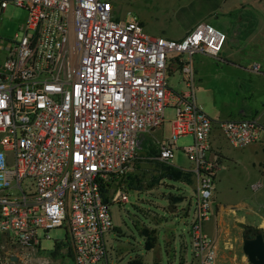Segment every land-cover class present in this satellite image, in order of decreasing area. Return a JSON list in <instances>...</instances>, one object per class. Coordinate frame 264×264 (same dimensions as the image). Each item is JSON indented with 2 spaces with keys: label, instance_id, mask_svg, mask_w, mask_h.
<instances>
[{
  "label": "built area",
  "instance_id": "obj_1",
  "mask_svg": "<svg viewBox=\"0 0 264 264\" xmlns=\"http://www.w3.org/2000/svg\"><path fill=\"white\" fill-rule=\"evenodd\" d=\"M10 4L28 17L22 35L0 45V235L41 250L52 229H65L67 243L56 242L74 264H111L110 204L129 196L118 186L107 201L103 184L130 174L172 107L169 136L155 137L158 159L172 164L178 138L193 137L183 147L198 185L193 253L198 264H215L205 230L219 169L214 140L221 134L244 148L264 133V116L213 119L197 102L194 57L219 58L228 34L200 22L181 39L152 35L133 11L120 17L118 0H0V12ZM173 53L187 90L168 84ZM250 69L264 75V62Z\"/></svg>",
  "mask_w": 264,
  "mask_h": 264
},
{
  "label": "rangeland",
  "instance_id": "obj_2",
  "mask_svg": "<svg viewBox=\"0 0 264 264\" xmlns=\"http://www.w3.org/2000/svg\"><path fill=\"white\" fill-rule=\"evenodd\" d=\"M176 2L178 0H118V10L120 17L129 10L137 15H145L149 19L146 30L152 35L167 37L179 27L176 21L179 7H176ZM250 11L259 25H264V0H250ZM27 17V9L14 4L0 12V45L3 44L2 39L7 43L15 40L16 34L22 35L21 26L25 24ZM236 45L237 42L232 45L228 41L222 53L235 50ZM200 55H195V64L198 59L201 62L204 59L205 65L202 68L205 70H196L195 93L198 104L210 117L218 119L222 115L226 116L236 106L250 109L251 106L247 104L252 100L259 111L248 110L242 116L257 117L264 111V95L259 94V91L253 92L249 84L237 81V71L227 68V62L231 61L216 57L199 58ZM172 56H178V53H173ZM199 73L205 77L199 80ZM168 84L176 91L188 88L177 68L170 71ZM174 116L175 110L167 107L164 130L155 134L161 138L169 136L170 120ZM146 139L143 151L148 158L142 163H135L130 172L140 189H129L127 202L112 201L110 204L116 228L107 236L109 261L111 264H127L130 260L137 259L142 264H198L190 233L194 195L198 190L197 179L192 175V182L189 183L170 178L166 174L164 162L149 158L158 155L156 139L150 144ZM216 141L223 148L225 158L218 171L217 182L214 183L215 195L213 191L211 201L213 216L205 223V230L214 242H218L214 213L218 208H223L227 225L223 234L225 241L217 248L215 264H251L243 252V227L238 225V221L261 227L264 231V133L257 142L244 148L233 147L221 134ZM192 142V136L179 137L174 157L170 160L172 164L169 165L187 171L191 169L193 161L183 147ZM149 148L153 153L147 152ZM230 208L234 210L230 211ZM153 230L156 231L157 244L149 248L146 244L148 237L144 234L145 231ZM50 233L52 239H43L41 250L13 247L10 253L0 251V264H74L73 259L62 254H50L56 241L63 240L67 243L65 229H52ZM41 236L43 237L42 232ZM61 253L64 254L65 251ZM11 255L17 256L18 260L14 261Z\"/></svg>",
  "mask_w": 264,
  "mask_h": 264
},
{
  "label": "crops",
  "instance_id": "obj_3",
  "mask_svg": "<svg viewBox=\"0 0 264 264\" xmlns=\"http://www.w3.org/2000/svg\"><path fill=\"white\" fill-rule=\"evenodd\" d=\"M176 3V7H179L176 15V21L179 24V27L176 31H173V34L171 33L167 35V37L171 39H181L200 22H209L216 28L226 32L228 34V41L230 44L233 45V43L237 42L236 49L226 51L224 54L221 53L219 59L231 61V63L227 62V68H233L237 71V81H240L242 84L243 82L249 84V87L253 88V92L256 93L259 91V94L264 95V75L255 73L250 69V64L253 61L264 62V25H259L255 16L251 14L250 0H178ZM139 16L142 19L145 27L149 26V19L145 17V15ZM201 56L202 58L210 57L201 54L199 58H201ZM176 57H172V60H174L172 66L174 65V68H176ZM204 65V59L202 62L198 59L195 64L197 72L204 71L205 69L202 68ZM198 77L200 80L201 78H204L205 75L200 76L199 73ZM233 78L230 80H233ZM250 94H252V91L249 92V95ZM253 103L254 100L247 104V106H251L250 109L242 106H236L235 110L226 113V116L222 115V117L218 119L247 117L242 115L247 113L248 110L251 112L259 111L254 107ZM262 114L264 115V111H261L257 117H263ZM155 137L161 138L154 133L152 136H146V140L150 144L153 142ZM216 143L217 141L214 140L213 145L215 151L211 154L210 158L212 161L219 163V171L225 156L222 152L223 148H221ZM143 150L141 151L135 163H142L144 162L145 158H148L144 155ZM147 152L150 154L153 153V151H150V148ZM149 158L157 160L158 155L156 157L151 156ZM191 169H188V171L192 172ZM218 171L215 183L218 179ZM192 174L196 178L194 172H192ZM232 210L234 209L230 208V211ZM230 211L229 213H231ZM229 213H227V215H230L231 217V214ZM224 214L223 208H218L214 213V218L217 219L216 228L218 231V242H215L217 248L220 247L221 242L224 243L225 241L223 234L226 232L227 225ZM12 248L13 246L5 239V236L0 235V251L4 253H10ZM11 256L13 257V255Z\"/></svg>",
  "mask_w": 264,
  "mask_h": 264
},
{
  "label": "trees",
  "instance_id": "obj_4",
  "mask_svg": "<svg viewBox=\"0 0 264 264\" xmlns=\"http://www.w3.org/2000/svg\"><path fill=\"white\" fill-rule=\"evenodd\" d=\"M156 153V152H154ZM158 154H159V151H158ZM165 166V171H166V174L172 178V179H176V180H184V181H187L189 183L192 182V179H193V174L187 170H183V169H180L178 167H173L169 164H166L164 163L163 164ZM118 186H122L123 188L127 189V191L129 189H137L139 190L140 187L139 185L136 183V179L134 178V175L133 174H129L125 179H122L119 181V183L117 184L116 183V179H112L110 182H106L103 184V192H104V195H105V199L107 201H110L111 200V189L114 188V189H117ZM146 233L144 235H146L148 237V240H147V246L149 248H153L156 244H157V235H156V231H152V232H148V231H145ZM66 246V245H62V243H58L56 242L55 243V246L54 248L50 251V254L54 255V256H57V255H63L65 257H69L72 259V253L71 251H67L65 252L64 254L61 253L62 251V248ZM127 264H142V261L141 260H137V259H133V260H130Z\"/></svg>",
  "mask_w": 264,
  "mask_h": 264
},
{
  "label": "water",
  "instance_id": "obj_5",
  "mask_svg": "<svg viewBox=\"0 0 264 264\" xmlns=\"http://www.w3.org/2000/svg\"><path fill=\"white\" fill-rule=\"evenodd\" d=\"M238 225L244 229L247 227H254L255 229H262L258 226L238 221ZM243 238V252L247 256L251 264H264V233H259L255 238H248L247 234H242ZM14 261L18 260L17 256H13Z\"/></svg>",
  "mask_w": 264,
  "mask_h": 264
},
{
  "label": "flooded vegetation",
  "instance_id": "obj_6",
  "mask_svg": "<svg viewBox=\"0 0 264 264\" xmlns=\"http://www.w3.org/2000/svg\"><path fill=\"white\" fill-rule=\"evenodd\" d=\"M243 233L247 234L248 238H255L259 233H264V231L262 229H255L254 227H247L245 229L243 228Z\"/></svg>",
  "mask_w": 264,
  "mask_h": 264
}]
</instances>
